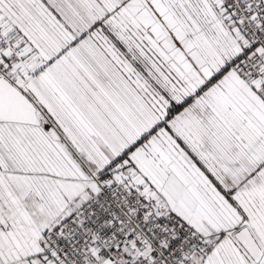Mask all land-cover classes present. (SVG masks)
<instances>
[{"label": "snow or ice", "instance_id": "6c2138e0", "mask_svg": "<svg viewBox=\"0 0 264 264\" xmlns=\"http://www.w3.org/2000/svg\"><path fill=\"white\" fill-rule=\"evenodd\" d=\"M0 264H264V0H0Z\"/></svg>", "mask_w": 264, "mask_h": 264}]
</instances>
